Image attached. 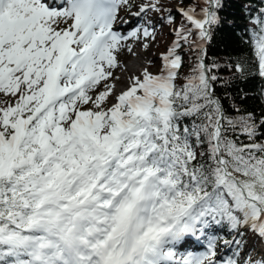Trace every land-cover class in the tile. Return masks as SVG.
Wrapping results in <instances>:
<instances>
[{
	"label": "snow or ice",
	"instance_id": "6c2138e0",
	"mask_svg": "<svg viewBox=\"0 0 264 264\" xmlns=\"http://www.w3.org/2000/svg\"><path fill=\"white\" fill-rule=\"evenodd\" d=\"M121 5L132 7L0 0V264H218L209 229L225 223L264 242V117L225 116L203 59L221 0L176 8L179 22L163 0L138 4L133 16L167 12L179 26L158 71L118 90V54H135L122 41L157 35L152 18L115 31ZM253 22L264 77V9ZM182 42L200 52L178 86ZM237 129L248 142L229 134ZM202 238L206 251L180 253ZM244 255L264 264V252Z\"/></svg>",
	"mask_w": 264,
	"mask_h": 264
},
{
	"label": "trees",
	"instance_id": "16d2710c",
	"mask_svg": "<svg viewBox=\"0 0 264 264\" xmlns=\"http://www.w3.org/2000/svg\"><path fill=\"white\" fill-rule=\"evenodd\" d=\"M135 1L129 0L131 8L125 5H121V8L131 10ZM174 3H180L183 6L196 5L199 11L201 0H174ZM221 3L222 6L218 10L220 22L212 26L210 39L203 46V59L210 68L209 75L217 77V80L212 82L214 95L219 99L224 115L228 118L238 120L240 117L252 114L259 124L260 118L264 117V77L258 74V66L251 45V30L257 27L253 21L260 15V10L264 9V0H221ZM169 9L179 22L180 13L175 7ZM163 15L165 19L160 20L153 12L146 14L148 19L152 18L156 26L170 28L171 26L166 23L168 13L165 12ZM175 25L179 26L178 23ZM199 52L200 49L194 45L182 42L179 53L183 64L179 70L178 86L182 85L185 78L192 73ZM237 64L241 66L239 71L236 68ZM213 65L216 67H212ZM259 133H264V127L258 129V138L264 139V136H259ZM229 134L238 136L242 142H248L247 138L239 133V129ZM216 228L217 234L224 240L237 238L244 241L239 249L235 247L237 251H241L249 240L255 238L254 234L246 229H241L243 236L237 235L229 230L226 223L217 225Z\"/></svg>",
	"mask_w": 264,
	"mask_h": 264
},
{
	"label": "rangeland",
	"instance_id": "374dc122",
	"mask_svg": "<svg viewBox=\"0 0 264 264\" xmlns=\"http://www.w3.org/2000/svg\"><path fill=\"white\" fill-rule=\"evenodd\" d=\"M142 2H145V0H136L134 2V7L131 10H127L125 8L122 9L120 7L117 13V21L115 22L113 27L118 26L119 27L118 29H120L122 32L125 33V35H127L129 31L133 30L137 26H141L145 24L146 21L148 20L146 15L142 14V16L137 17L131 14L138 11L137 5ZM163 2L166 8H170V7L178 8L183 6L180 3H174V0H163ZM123 21H126V23ZM171 27H178V26L172 25ZM169 29L170 28L168 27L164 29V27L156 26L157 35L155 41H152L150 39L148 41H145L143 37H141L140 40H137L135 38H129L127 41H122L123 44L130 45L133 48L134 53L139 52L140 54L139 56L136 54L134 55L132 52H129L127 50V47L122 48V51H120L118 54L120 67L114 70V74L119 75L120 74L119 70H121V66L125 65L132 57L135 59H139L138 63L135 65L137 69V74H140L145 67H147L153 73H156L159 67L161 66L160 54L164 53L167 50V48L171 45L172 41L175 39L174 34ZM145 42L149 44V47L147 49L143 48V43ZM115 83L117 85L118 90L122 87L124 88V86L119 84L118 80L115 81ZM209 230L212 236L216 237V253H217L216 258H220V260L217 261L218 264H222V262L227 260L229 257L238 259L240 261V264H243L245 253H251L253 255H259L260 253H262V252L255 253V251H253V247L256 248L257 239L252 238L243 247V249L239 251L240 255L236 256L235 253L237 252V250L235 249V247L237 245L235 243L230 245H225L223 243L224 239L220 238L219 235L217 234L218 232L216 226ZM234 239L238 240L237 238H231L228 240L232 241ZM261 244L262 245H260V249L264 247L263 243ZM201 252L202 251H199L198 253Z\"/></svg>",
	"mask_w": 264,
	"mask_h": 264
},
{
	"label": "bare ground",
	"instance_id": "6f19581e",
	"mask_svg": "<svg viewBox=\"0 0 264 264\" xmlns=\"http://www.w3.org/2000/svg\"><path fill=\"white\" fill-rule=\"evenodd\" d=\"M122 51V49L120 50ZM136 55L139 56V52L135 53ZM134 54V55H135ZM133 58V57H132ZM131 58V59H132ZM129 60L125 65L121 66V70H119L120 74H115L116 76H118L120 79L119 84L126 87V84L128 82V78L134 75H138L137 74V69L135 67V65L138 63L139 59H135L133 58L132 60ZM206 64V63H205ZM123 88V87H122ZM120 88V89H122ZM209 235H212L210 230H209ZM189 249L190 251H206L207 250V239L202 238L199 242L194 241L193 239H188L182 247L179 248L180 253H185L186 249ZM217 261L220 260V258H216Z\"/></svg>",
	"mask_w": 264,
	"mask_h": 264
},
{
	"label": "water",
	"instance_id": "95a60500",
	"mask_svg": "<svg viewBox=\"0 0 264 264\" xmlns=\"http://www.w3.org/2000/svg\"><path fill=\"white\" fill-rule=\"evenodd\" d=\"M204 45H205V43H204ZM206 65V64H205ZM218 99V98H217ZM221 104V103H220ZM222 106V105H221Z\"/></svg>",
	"mask_w": 264,
	"mask_h": 264
}]
</instances>
